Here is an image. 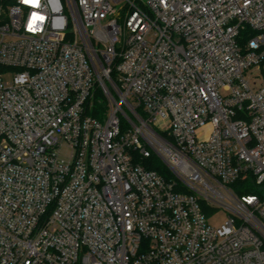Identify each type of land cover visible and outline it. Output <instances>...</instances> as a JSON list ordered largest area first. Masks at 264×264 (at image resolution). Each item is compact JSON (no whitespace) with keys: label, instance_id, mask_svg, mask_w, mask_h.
Listing matches in <instances>:
<instances>
[{"label":"built area","instance_id":"obj_1","mask_svg":"<svg viewBox=\"0 0 264 264\" xmlns=\"http://www.w3.org/2000/svg\"><path fill=\"white\" fill-rule=\"evenodd\" d=\"M263 61L264 0H0V264H264Z\"/></svg>","mask_w":264,"mask_h":264},{"label":"trees","instance_id":"obj_2","mask_svg":"<svg viewBox=\"0 0 264 264\" xmlns=\"http://www.w3.org/2000/svg\"><path fill=\"white\" fill-rule=\"evenodd\" d=\"M249 36L252 34H248ZM264 66V61L262 62ZM111 77L115 80V74L111 73ZM108 107V101L101 90H98L91 102L90 106V114L96 116L98 118H103ZM144 164L145 166L156 169L159 173L163 174L166 177H170L172 175L169 168H167L162 161H160L159 157L151 156L149 158H140L137 160ZM233 187L235 191L239 194H248V193H256L260 195H264V183L262 186L257 185L252 178H248L247 180H239L233 183Z\"/></svg>","mask_w":264,"mask_h":264},{"label":"rangeland","instance_id":"obj_3","mask_svg":"<svg viewBox=\"0 0 264 264\" xmlns=\"http://www.w3.org/2000/svg\"><path fill=\"white\" fill-rule=\"evenodd\" d=\"M6 79H9V77L5 76V80ZM159 159L168 168L164 160H162L161 158ZM170 177H172V175ZM205 212L207 214L208 222L213 226H219L222 223H224L229 215V210L224 207L215 208V209L205 207Z\"/></svg>","mask_w":264,"mask_h":264}]
</instances>
